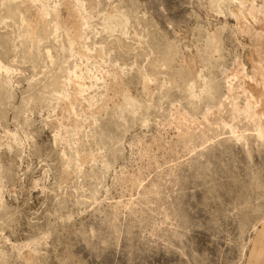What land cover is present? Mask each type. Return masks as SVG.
<instances>
[{
	"label": "rangeland",
	"instance_id": "rangeland-1",
	"mask_svg": "<svg viewBox=\"0 0 264 264\" xmlns=\"http://www.w3.org/2000/svg\"><path fill=\"white\" fill-rule=\"evenodd\" d=\"M264 0H0V264H252Z\"/></svg>",
	"mask_w": 264,
	"mask_h": 264
},
{
	"label": "crops",
	"instance_id": "crops-1",
	"mask_svg": "<svg viewBox=\"0 0 264 264\" xmlns=\"http://www.w3.org/2000/svg\"><path fill=\"white\" fill-rule=\"evenodd\" d=\"M262 235L258 248L252 254V264H264V232Z\"/></svg>",
	"mask_w": 264,
	"mask_h": 264
}]
</instances>
